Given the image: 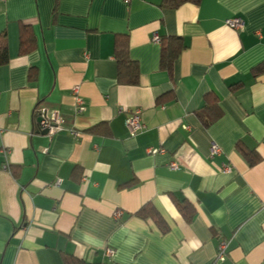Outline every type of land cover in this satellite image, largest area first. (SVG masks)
<instances>
[{
	"label": "crops",
	"instance_id": "obj_1",
	"mask_svg": "<svg viewBox=\"0 0 264 264\" xmlns=\"http://www.w3.org/2000/svg\"><path fill=\"white\" fill-rule=\"evenodd\" d=\"M234 17L241 30L226 24ZM23 25L34 39L26 54ZM1 33L9 61L0 66V264H64L66 255L264 264V72H251L264 61V0H0ZM117 34L137 62L135 85L117 79ZM154 36L183 41L170 71ZM209 93L222 114L206 125ZM42 109L59 112L62 129L51 136L36 131ZM136 109L145 128L130 135ZM239 144L259 159L250 164ZM146 203L167 231L136 215ZM182 204L194 209L189 221Z\"/></svg>",
	"mask_w": 264,
	"mask_h": 264
},
{
	"label": "trees",
	"instance_id": "obj_2",
	"mask_svg": "<svg viewBox=\"0 0 264 264\" xmlns=\"http://www.w3.org/2000/svg\"><path fill=\"white\" fill-rule=\"evenodd\" d=\"M187 0H163V3L169 6H177L181 2ZM198 1V0H191ZM159 42L161 44V58H160V66L163 69H167L170 71L172 69L174 61L179 56L182 51L184 44L180 37L177 36H163L159 38ZM20 53L26 54L34 48V39L33 34L28 25L21 26L20 29ZM113 56L117 62V79L122 84L127 85H135L138 82V70H137V62L132 60L129 57V43L128 37L125 34H117L114 38L113 43ZM9 61L8 50H7V41L6 37L3 33L0 34V66L6 65ZM31 78L34 80L36 78V70L32 69ZM252 74H259L264 72V61L260 62L256 66L252 68ZM233 84L232 86H234ZM237 86V85H235ZM234 86V87H235ZM204 111H206L207 116L204 120V123L208 125L211 121L216 120L222 114V110L219 106V102L217 97L209 93L205 97L204 102ZM98 127V126H97ZM239 150L242 152L244 157L248 160L250 164L255 163L259 157L257 153L253 150H246L242 147L241 144L238 145ZM132 181L125 183L126 186L132 185ZM178 210L183 214L185 219L189 221L194 213V209L190 204H182L178 205ZM136 215L146 219L151 217L155 220L158 227L161 231H167V226L157 210L150 203H146L142 206L137 212ZM64 264H94L87 263L86 261L77 258L72 255H66L64 258Z\"/></svg>",
	"mask_w": 264,
	"mask_h": 264
},
{
	"label": "built area",
	"instance_id": "obj_3",
	"mask_svg": "<svg viewBox=\"0 0 264 264\" xmlns=\"http://www.w3.org/2000/svg\"><path fill=\"white\" fill-rule=\"evenodd\" d=\"M126 3H128L130 0H124ZM226 24L235 30H241L244 26V22L241 18L234 17L226 20ZM154 41H159L158 36L153 37ZM73 95L75 96V110L76 112L80 113L83 108V100L82 98L78 95V88L75 86L73 89ZM126 124L129 130L130 135H135L136 133L142 131L145 128V125L143 124L141 120V110L136 109L134 110L126 119ZM62 129L61 125V118L59 115V112L57 110H46L42 109L41 112L38 115V120L36 124V131L45 133L49 136L55 134L59 130ZM73 135H76V131H72ZM220 151L219 147L216 146L215 144L212 145L211 147V153L216 154ZM7 151L4 149H0V153L6 154ZM151 152H158V149H151ZM6 167V166H5ZM170 167L173 169L177 168V164L172 162L170 164ZM227 171H230L229 167L224 168ZM60 180H56L55 184H59ZM118 216V213L115 214V217ZM227 240H221L219 241L218 247H217V254H216V259L219 261H223L225 258V252L227 248ZM104 256L106 258L107 262H111L113 260L114 256V249L113 248H106L104 252Z\"/></svg>",
	"mask_w": 264,
	"mask_h": 264
}]
</instances>
